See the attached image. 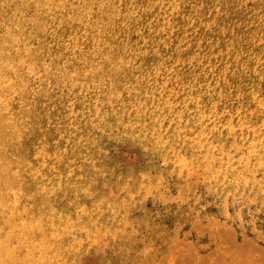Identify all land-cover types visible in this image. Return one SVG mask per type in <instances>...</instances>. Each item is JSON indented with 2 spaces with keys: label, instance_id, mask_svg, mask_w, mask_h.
I'll use <instances>...</instances> for the list:
<instances>
[{
  "label": "rangeland",
  "instance_id": "374dc122",
  "mask_svg": "<svg viewBox=\"0 0 264 264\" xmlns=\"http://www.w3.org/2000/svg\"><path fill=\"white\" fill-rule=\"evenodd\" d=\"M33 1L0 0V34L23 42ZM42 1L44 44L3 71L42 135L17 181L34 232L1 220V264H35L41 242L49 264H220L238 239L263 254L264 0Z\"/></svg>",
  "mask_w": 264,
  "mask_h": 264
},
{
  "label": "bare ground",
  "instance_id": "6f19581e",
  "mask_svg": "<svg viewBox=\"0 0 264 264\" xmlns=\"http://www.w3.org/2000/svg\"><path fill=\"white\" fill-rule=\"evenodd\" d=\"M14 2H15V0H12L11 4H14ZM33 3L37 6V8L40 10V12L35 18L26 20L24 25L22 27H20V28H25V30L20 33L23 36V40H24L23 42L16 43V41L14 40V33L3 32L2 34H0V187L3 186L0 189V221L1 220L4 221V223H3L4 227H5V223L6 222L8 223V227L10 229L9 232L11 233L12 237H16V238H21L22 236H24L25 232L30 233L34 230V227L31 223V220L29 219V214H28V208H29V205L31 202V199H30L31 194H32L31 190L33 189L31 187L32 184L29 182L30 183V185H29L30 192H28L27 187L23 186V185L18 186L17 181H21L22 178H19V176L22 174H24V175L27 174V172L30 171V167H31L28 163H29L30 159L32 158L33 153L30 149L29 144L26 141H28L29 139H33L35 134L37 137H40L42 135V133L39 134V133L35 132L37 125L31 124V109L29 106L30 102L27 101V99L24 100V96H23L22 91H20L19 88L14 86L15 80L8 79L4 75L3 71H6L7 68L10 71L14 70V67H9V64H7V62L9 60H11V59L16 60L22 54H24L26 56H32L31 53L29 51H26V48H25L28 43L38 45L41 47L45 42L44 25H45V21H46V18L48 15L47 14L45 15V6H44V3L42 0H34ZM191 16H192L191 12L187 13L184 16V20L187 21ZM7 17H8V15H7L6 11L0 12V19L6 20ZM9 22L10 21H6L5 23H9ZM67 38L75 41V43L77 42L76 37L74 35L68 34ZM98 39H100V38H98ZM162 40H164V42L167 41V36H165V38ZM141 41L144 45L147 46L148 55L150 54L153 56L154 54L152 51V47L155 44H150L149 39L145 40L143 38V39H141ZM103 43L109 44L111 46L114 45L113 39H109V36L104 37ZM164 45H165V43H164ZM159 46H160V48L164 47L161 45H159ZM78 48L80 50V56L82 58H87L89 56V53H86L87 48L85 46L79 45ZM153 57H155V56H153ZM35 59H36V57H35ZM14 103H21V106H22V110L20 112L21 115L15 113L14 107H13ZM13 138L19 139L20 141H22L21 139H27V140H25L23 142L24 144L20 142L22 147L19 148L17 151H15L13 153H7L6 148H8L7 147L8 141H10V139H13ZM93 168H94V161L92 160V162L90 161L89 169L91 171H93L94 170ZM28 180L31 181L29 179V177H28ZM34 198H35V196L32 195L33 200H34ZM102 204H103V201H102ZM84 207L85 206H83V208ZM92 208H90V209H92ZM17 209L19 210V214L16 213ZM97 210H98V208H97ZM93 214H94V212H93ZM76 215H78V214H76ZM90 215H92V214H90ZM18 217H23L24 221L28 220V225H22L21 223H18L16 225L14 222L16 221V219ZM89 218L91 219V216ZM21 219H19V220L21 221ZM52 219H53V217H52ZM90 219H88V220H90ZM37 222L38 221H36L35 223L37 224ZM77 222H78V220H77ZM22 223H24V222L22 221ZM58 223H59V221H58ZM36 224L34 226H36ZM56 226L58 227V225H56ZM51 227H52V225H51ZM62 228L63 227H61V229ZM40 229H41V227H40ZM59 229H60V227H59ZM61 229H60V231H61ZM71 230H73V229L71 228ZM33 232L31 234H33ZM1 233H3V232L1 231V227H0V234ZM93 234L94 233H92V236H93ZM81 235H82V233H81ZM226 235H227V237L225 239L231 240V237H229V234H226ZM57 236H58V234H57ZM50 237H53V235ZM235 238H236V236H235ZM81 241H82V239H81ZM237 243L238 244H236V246H234L231 249V251H229V252L226 251L225 253H222L221 255L217 254L219 256L218 262L220 264H257L260 261L264 262V253L263 254L260 253V251H259L260 247L257 244H255L253 241H245L242 239L241 240L238 239ZM4 244L1 245V241H0V253L2 252L3 248H5V250L7 248V247H5ZM21 244H22V242H21ZM44 244H45V242H41V245H39L41 248H38L39 255L35 259V261H36L35 264H49V260H47V259H49L48 258L49 255H47V253L45 251L46 249L43 246ZM66 244H67V242H66ZM231 244H233V243H231ZM12 246H14V245H12ZM52 246L53 245H51V247ZM67 247H69L68 244H67ZM78 249H79V246H78ZM25 250L27 251V248H25ZM34 251H35V249H34ZM6 253H7V250H6ZM6 253H5V255H6ZM28 253H26V254H28ZM30 253L32 254V250L30 251ZM68 254H70V253H68ZM6 257H7V255H6ZM29 258H30V256H29ZM50 261H53V260H50ZM192 261H194V260H192ZM210 261H212V260H209V262ZM57 263L59 264V262H57ZM192 263H194V262H192ZM0 264H1V257H0ZM17 264H19V263H17Z\"/></svg>",
  "mask_w": 264,
  "mask_h": 264
}]
</instances>
